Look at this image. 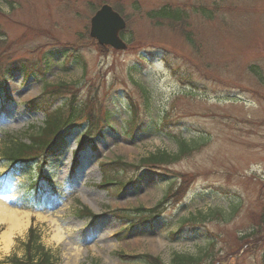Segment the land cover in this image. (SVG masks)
<instances>
[{"label":"rangeland","instance_id":"obj_1","mask_svg":"<svg viewBox=\"0 0 264 264\" xmlns=\"http://www.w3.org/2000/svg\"><path fill=\"white\" fill-rule=\"evenodd\" d=\"M103 4L126 19L127 49L90 37ZM165 5L182 9L185 21L149 16ZM0 35L1 61L33 68L50 60L38 79L8 76L0 150L44 126L45 114L27 108L43 92L60 97L51 104L73 98L107 124L91 148L78 147L84 129L77 127L67 152L45 159L36 178L53 187L38 199L32 164L0 181V194L11 191L14 204L40 207L53 220L33 216L31 225L59 264H146L136 259L145 254L163 264L175 255L192 257L189 264H264V0H0ZM65 49L77 51L78 61ZM141 55L150 60L136 66ZM180 73L195 91L184 88L190 84L179 82ZM131 105L163 120L164 133L137 127L141 116L133 119ZM176 136L191 150L175 164L141 162L157 151L177 154ZM112 162L132 166L103 186V165ZM128 176L135 183L125 186ZM140 208L149 218L138 216ZM28 229L8 234V223H0V264L23 257ZM58 232L61 239L53 237ZM74 244L84 255L72 253Z\"/></svg>","mask_w":264,"mask_h":264},{"label":"trees","instance_id":"obj_2","mask_svg":"<svg viewBox=\"0 0 264 264\" xmlns=\"http://www.w3.org/2000/svg\"><path fill=\"white\" fill-rule=\"evenodd\" d=\"M149 16L152 17V19L161 21V18H168L170 19V22H183L185 21L184 17H187L185 12L180 9L179 7H171L168 5H165L158 8L157 10L151 11L149 13ZM2 35H0L1 37ZM104 47V46H102ZM72 50V51H71ZM65 56L71 57L70 60H76L78 61V55L76 54L77 51L73 49H65ZM74 58V59H73ZM0 56V101H2L5 98H9L7 91V78L8 76L14 75L16 73H20L24 75L26 78L28 77H36L38 79L39 74L45 75V72H43L44 67H47L50 63V60L48 59L44 60L43 64L40 67H33L31 68V63H28L27 61H1ZM147 60H150L149 57H146L144 55H141L139 59L137 60V65H141L144 62H147ZM167 64L169 65L170 70H173L176 74H179V71L173 67L171 62L167 60ZM136 66H131V75L134 76V71L136 72L138 69ZM256 66L253 65L250 67L252 72L255 75H259V71L255 68ZM181 79H179V82H187L190 85H187V87H184L185 89L194 90L192 89L191 85L192 81L190 80L189 76L185 74H181ZM193 84V83H192ZM57 89V88H56ZM198 89V88H197ZM145 94H149V92H144ZM43 96L38 98L34 103L29 102V106L27 107L28 110L31 112H43L45 114V122L44 126L42 128L40 127L37 131H34L32 133L27 134V137L29 141H14L10 139V141L7 143L6 141L3 143L4 148L0 150L1 154V163L8 167L10 170H15L17 173H20L25 169L26 166L30 164H36L38 175L40 176L42 172L45 170L43 167V163L45 159L50 156L54 157L56 155H61L65 151L68 150V140L71 136L74 128L79 127L80 129H84L82 132V135L80 137L79 141V148L85 149L88 147H91L93 145V136L94 135H102L105 131V128L107 124L100 125V122L98 123V120L94 118L91 111L89 112L86 108L87 106L82 105L78 102H75V100L69 99L67 102L62 103L60 105H56L55 103L51 104L49 102L53 101L56 102L59 100L60 97L51 95L49 93L45 94L42 93ZM47 96V97H46ZM58 98V99H57ZM150 97L149 95H146V104L149 103ZM131 111L130 114L134 115L135 117L133 119H137L139 116V120L135 121V125H141V130H145L149 128L150 130L155 129V133H164L165 125L163 120H155L153 117V113L150 109H146L145 111H142L141 115L136 114L137 108L136 105H131L130 107ZM87 111V112H86ZM139 125V126H140ZM110 127V126H108ZM138 127V126H137ZM79 129V130H80ZM95 137V136H94ZM175 140L177 141L179 145V152L177 154H170L166 151H157L154 153H151L148 155L145 159H141L143 164H146L147 166H150L152 169H160V166H168L175 164L176 161L179 160L180 156L189 150H191V146L186 138L183 137H175ZM14 141V143H13ZM141 164V163H140ZM142 164V165H143ZM131 164L127 163H117L112 162L110 164H104L103 165V173H104V180H103V186H108L113 184L114 180H117L121 178L127 170L131 167ZM37 176V175H36ZM36 176H33V181H37L38 184H34L33 189H31V196L38 199L39 194L45 193L49 187H53V180L50 178V176L43 174L41 178L47 179L50 183H52V186L44 187L40 184L38 181V178ZM125 176V175H124ZM126 185H132L135 183V179L133 176L126 177ZM52 180V181H50ZM125 183V181H124ZM56 187V186H55ZM54 187V190L56 191ZM57 192V191H56ZM33 197V198H34ZM35 206V205H33ZM36 207V206H35ZM85 214L92 216L93 212L85 207L84 209ZM143 210H146L144 208L137 209L136 211L139 213L138 216L146 217L145 214H142L141 212ZM150 212H153V210H150ZM155 212V211H154ZM156 214V213H155ZM124 217V216H122ZM126 218V217H125ZM131 219H133L131 217ZM140 222H136V224H139ZM38 231L31 227L28 231V238L25 242V254L23 257L19 258L16 255H13L11 258H9V262L12 264H59L58 260L55 259V257L51 254L49 250H46L45 247L39 242L40 241V235L37 233ZM256 234V231H253V235ZM262 258L264 259V249L261 251ZM139 258L136 259H142L146 264H163L160 258L154 257L152 255H141L138 256ZM191 261H193L192 257H184L183 255H175L171 261L170 264H189Z\"/></svg>","mask_w":264,"mask_h":264},{"label":"water","instance_id":"obj_3","mask_svg":"<svg viewBox=\"0 0 264 264\" xmlns=\"http://www.w3.org/2000/svg\"><path fill=\"white\" fill-rule=\"evenodd\" d=\"M125 28V18L110 4H103L91 18L90 35L101 45L126 49L127 44L120 36V32Z\"/></svg>","mask_w":264,"mask_h":264},{"label":"bare ground","instance_id":"obj_4","mask_svg":"<svg viewBox=\"0 0 264 264\" xmlns=\"http://www.w3.org/2000/svg\"><path fill=\"white\" fill-rule=\"evenodd\" d=\"M9 197L11 198L12 195H9L8 198ZM33 216H36L40 221L51 220L49 216L43 212L23 209L19 204L12 205L9 201L0 196V223H8V234L27 229L32 224L31 219ZM51 222L54 223L53 220H51ZM59 234L60 232L56 233L53 237L61 239ZM72 253L82 256L85 253V248L82 244H74L72 246Z\"/></svg>","mask_w":264,"mask_h":264}]
</instances>
